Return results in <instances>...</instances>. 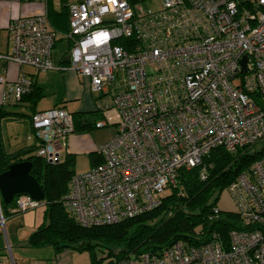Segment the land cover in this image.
Wrapping results in <instances>:
<instances>
[{
    "label": "built area",
    "instance_id": "built-area-1",
    "mask_svg": "<svg viewBox=\"0 0 264 264\" xmlns=\"http://www.w3.org/2000/svg\"><path fill=\"white\" fill-rule=\"evenodd\" d=\"M156 1L82 0L69 6L66 69L90 80L100 117L94 128L117 129L97 151L101 163L75 173L62 200L83 227L151 212L177 186L182 169L201 167L206 180L204 160L214 150L235 153L264 142V0H158L150 9ZM8 30L12 49L0 62L54 69L57 38L47 15L16 19ZM0 83L5 106L20 103L32 89L24 75ZM31 123L37 155L61 163L76 132L74 115L54 108L36 113ZM226 190L239 217L228 243L214 232L202 245L179 241L120 264H264V155ZM42 206L21 195L13 212ZM221 211L217 205L211 218Z\"/></svg>",
    "mask_w": 264,
    "mask_h": 264
},
{
    "label": "trees",
    "instance_id": "trees-1",
    "mask_svg": "<svg viewBox=\"0 0 264 264\" xmlns=\"http://www.w3.org/2000/svg\"><path fill=\"white\" fill-rule=\"evenodd\" d=\"M31 82L32 89L21 102L10 105L31 103L30 120L39 112L36 106L45 95L41 88ZM0 115L4 118L9 114L0 110ZM74 119L76 125L78 121ZM91 128L92 124H83L84 130ZM263 155L264 142L260 150L251 146L238 149L235 153L216 149L204 160V165L208 167L206 180L201 177V167L182 169L177 186L164 196L160 207L118 224L87 228L78 224L62 204L69 182L76 173L75 157L67 155L61 163L52 165L37 155V145L9 153L0 129V175L8 171L12 164L31 162V175L37 179L45 194L44 222L31 234L29 245L32 248L54 247L57 252L66 249L87 252L93 264H104L106 261L120 264L142 253L159 254L179 241L199 246L214 232H218L222 240L228 243L229 233L239 229V217L234 212L221 211L217 217L211 218L214 208L221 194ZM91 161L93 167L101 163L97 153L91 155ZM17 197L8 205L0 195L4 217L10 207L13 215H18L13 212ZM198 229L202 236L197 237Z\"/></svg>",
    "mask_w": 264,
    "mask_h": 264
},
{
    "label": "crops",
    "instance_id": "crops-1",
    "mask_svg": "<svg viewBox=\"0 0 264 264\" xmlns=\"http://www.w3.org/2000/svg\"><path fill=\"white\" fill-rule=\"evenodd\" d=\"M80 1L82 0L77 2ZM73 3L76 1L0 0V55L11 52L12 45L8 28L11 22L16 19L47 15L50 28L55 32L57 38L52 56L53 70L38 72L32 67L21 68L15 63L1 61L0 79L4 78L7 83H16L21 76H26L45 94L36 106L37 111L63 108L77 118L76 132L68 138L67 148L64 149L67 155L75 157L76 153L86 150L84 147H87L91 155L97 153L100 143L93 140L89 146L85 144V141L91 140L90 136L97 134H92L91 131L95 129L93 124L100 117L96 114L95 98L91 91L90 80L66 69L72 47V43L66 39L70 29L68 6ZM4 91L5 85L0 83V110L9 114L4 118H1L2 115H0V129L6 150L9 153H14L23 148L36 146L37 139L34 136L30 120L31 103L24 102L17 106H5L2 104ZM85 123L92 124V128L84 130L83 124ZM92 167L91 161L90 169ZM11 208L7 209L5 217L3 215L5 223H0V264H93V260L87 252L69 249L57 252L54 247L32 248L29 245L30 234L43 224L44 215L41 218L37 212H33L29 213L28 220H12L19 215H13ZM27 214L25 213V215ZM8 223L12 226L11 230L7 228ZM27 223H30L31 233L22 237L20 228L27 226Z\"/></svg>",
    "mask_w": 264,
    "mask_h": 264
},
{
    "label": "rangeland",
    "instance_id": "rangeland-1",
    "mask_svg": "<svg viewBox=\"0 0 264 264\" xmlns=\"http://www.w3.org/2000/svg\"><path fill=\"white\" fill-rule=\"evenodd\" d=\"M74 1L77 2L78 0H74ZM148 7L150 9H156L158 7V0L155 2V4L151 3ZM91 133L92 134L97 133V134L90 136L91 140H86L85 144L91 146V144L93 143V140H96L98 143H100V145L97 148V151H98L101 146L109 143L115 138L117 134V129L115 127L106 128L102 130L94 129L93 131H91ZM84 148L86 149L85 151L81 150V152L76 153L77 155L75 156V163H76L75 171L77 174H80L82 172L83 173L87 172L91 166V154L88 152L89 150L87 149V147H84ZM261 148H262V143H259L258 145L255 146V150H260ZM66 155H67L66 151H63V154H62L63 159H65ZM169 193L170 191H168L166 194H169ZM218 206L221 208L223 212H226V213H233L236 211V206L231 198V195L229 194L227 190L221 194ZM44 211H45V206H42L40 208L27 212L28 213L27 215H25V213L18 214L19 216L12 220H15V219L28 220L30 218L29 213H33V212H37V214L40 215L41 218H43ZM9 223L12 224V222L10 221ZM9 223L7 225V228L11 230L12 226ZM13 225L16 226L15 223H13ZM20 230H21L20 235L22 237L27 236L28 233H31L30 223L29 224L27 223V226L20 228ZM197 231H200V230L198 229ZM106 264H109V262L106 261Z\"/></svg>",
    "mask_w": 264,
    "mask_h": 264
},
{
    "label": "water",
    "instance_id": "water-1",
    "mask_svg": "<svg viewBox=\"0 0 264 264\" xmlns=\"http://www.w3.org/2000/svg\"><path fill=\"white\" fill-rule=\"evenodd\" d=\"M32 168L33 164L28 161L16 163L0 175V195L5 204H12L15 197L21 195L44 202L45 194L37 179L31 175Z\"/></svg>",
    "mask_w": 264,
    "mask_h": 264
}]
</instances>
